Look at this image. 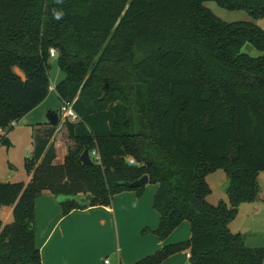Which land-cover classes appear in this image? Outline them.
Returning <instances> with one entry per match:
<instances>
[{"label": "trees", "instance_id": "16d2710c", "mask_svg": "<svg viewBox=\"0 0 264 264\" xmlns=\"http://www.w3.org/2000/svg\"><path fill=\"white\" fill-rule=\"evenodd\" d=\"M208 1L264 17V0H0V128L46 99L52 57L64 73L54 91L78 116L64 120L72 144L61 164L53 163L58 119L33 134L30 181L0 183V207H12L11 221L0 218V264H42L34 218L43 191L66 215L108 206L126 190L140 196L144 185L125 182L143 175L157 184L159 216L144 232L164 240L188 221L190 237L132 264H161L184 250L190 264H264V247L246 246L228 227L241 203L259 199L264 29L224 21ZM247 44L261 54L243 51ZM84 149L99 162L83 166ZM217 169L228 202L214 205L206 176Z\"/></svg>", "mask_w": 264, "mask_h": 264}, {"label": "crops", "instance_id": "0c3cea01", "mask_svg": "<svg viewBox=\"0 0 264 264\" xmlns=\"http://www.w3.org/2000/svg\"><path fill=\"white\" fill-rule=\"evenodd\" d=\"M45 101L25 117L31 115ZM40 126L42 125L39 124L36 128ZM58 134L57 128L52 138L56 152L54 164H61L63 161L65 151H62V144H71L67 134L64 141L59 142ZM225 178L226 174L222 169L206 176L211 189L207 196L209 202L212 201V195L219 191V185L223 184ZM257 178L260 186L259 199L241 203L236 217L228 224L231 232L242 234L245 244L264 237V171H260ZM129 202L134 205L131 209L126 208ZM150 204L149 200L137 195L135 191H128L115 195L108 206L74 209L63 215L53 195L43 191L35 200L34 218L35 242L42 264H104L106 259L108 264H132L165 244L179 241L180 239H175L172 235L177 233L184 222L164 240H160L154 233L144 232L145 229L155 230L159 221V216L157 219L155 209ZM144 213L149 218L144 217L136 226L134 223L130 225L131 221L134 222V215ZM189 237L190 227L184 240ZM250 244L247 245L256 247ZM187 253L188 251L175 253L161 264H186Z\"/></svg>", "mask_w": 264, "mask_h": 264}, {"label": "rangeland", "instance_id": "374dc122", "mask_svg": "<svg viewBox=\"0 0 264 264\" xmlns=\"http://www.w3.org/2000/svg\"><path fill=\"white\" fill-rule=\"evenodd\" d=\"M205 6H207L217 17L221 18L224 21L227 22L251 21L257 24L258 26H260L262 29H264V17L259 19H253L243 10H233V11L226 10L219 7L215 2L212 1L205 2ZM243 51L249 53L252 56H257L261 54V52L257 51L255 48L251 47L248 44L243 47ZM63 78H64V73L58 67L56 63V59L52 57L50 59V69H49L50 91L45 99L46 101L31 115L27 117L23 116L18 121H15V124L13 126L9 124L5 128H0V138L4 136L8 140L7 143L0 142V183H8V182L27 183L30 181L31 173L30 174L28 173L25 164L27 158L32 157L33 148H34L33 134L36 130V127L39 124H44L47 122L46 114L49 110L56 111L58 113V117H59V124L57 126L59 132L58 138H59V142H62V140L64 141L65 136L67 134L64 126L65 117L64 114L60 111L61 101L59 100L56 92L54 91V86L56 85V83ZM69 145L67 143L62 144L61 148L63 152L65 151V154L67 152ZM59 153H61L60 150ZM127 159L129 161L132 160L131 158H127ZM226 180L227 177L225 178L223 184L219 185V191H217L212 195V197L210 198L212 201L209 203L216 205L220 201L228 202L227 195L224 191ZM156 188H157V184L147 183L144 185L142 193L140 195L143 198H145V200L150 201L151 207H152V198L156 191ZM128 191H134V190H126L123 192H128ZM131 207H134V205H132L130 202L126 204L127 209H131ZM155 216L158 219V214L156 211H155ZM134 217H135L133 220L134 222L131 221L130 225L134 223V225L136 226L144 217L149 218V215L147 213H144V215H134ZM0 218L3 224L11 221L12 207L9 206L0 207ZM183 222L184 223H182L181 227H179L177 233H175V235H172L173 238L180 239L177 242L187 240V239L184 240V237L185 234L187 235V230H189L190 225L188 221H183ZM157 223H159V221H157ZM246 243L248 245H251L250 243H252L253 245H256V247H260V246L264 247V237H260L258 240H254V241H247ZM247 244L245 245L248 246ZM109 260H111L110 256H109Z\"/></svg>", "mask_w": 264, "mask_h": 264}, {"label": "water", "instance_id": "95a60500", "mask_svg": "<svg viewBox=\"0 0 264 264\" xmlns=\"http://www.w3.org/2000/svg\"><path fill=\"white\" fill-rule=\"evenodd\" d=\"M103 96L104 95H102L100 97V99H102ZM46 118H47V122L50 125H57L58 124L59 117H58V113L56 111L49 110L47 112V114H46ZM79 160L81 161L83 166H89V165H91L93 163L92 159L90 158L88 149H84L83 150L82 154L79 157ZM147 183H148V177H147V175H143L139 179L134 180L132 182H125V185L130 187V188H134V187L143 186V185H145ZM89 199H91V195L90 194H87L86 196L80 198V200L82 202H86ZM186 264H190V261H187Z\"/></svg>", "mask_w": 264, "mask_h": 264}, {"label": "built area", "instance_id": "2783aa9c", "mask_svg": "<svg viewBox=\"0 0 264 264\" xmlns=\"http://www.w3.org/2000/svg\"><path fill=\"white\" fill-rule=\"evenodd\" d=\"M55 54V50L52 48L50 49V55L51 56H54ZM60 111L64 114V120H69V121H77L78 120V116L77 114L73 111L72 107L69 105V104H63L60 108ZM15 124V122H11V125L13 126ZM93 157V159L96 161V162H99L100 158H99V155L98 153L93 150L91 155H90V158ZM92 159V158H91ZM189 253H187V256L189 257ZM104 264H108V260H104Z\"/></svg>", "mask_w": 264, "mask_h": 264}, {"label": "clouds", "instance_id": "9594fccd", "mask_svg": "<svg viewBox=\"0 0 264 264\" xmlns=\"http://www.w3.org/2000/svg\"><path fill=\"white\" fill-rule=\"evenodd\" d=\"M56 2L58 4H61V3H63V0H56ZM53 14H54V18L57 19V20L61 19L62 16H63V13L62 12L55 11V10H54V13Z\"/></svg>", "mask_w": 264, "mask_h": 264}]
</instances>
